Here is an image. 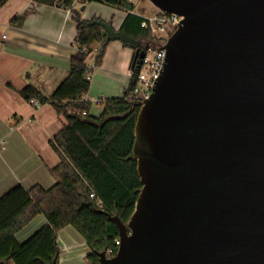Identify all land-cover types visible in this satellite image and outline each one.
Instances as JSON below:
<instances>
[{
    "label": "water",
    "instance_id": "obj_1",
    "mask_svg": "<svg viewBox=\"0 0 264 264\" xmlns=\"http://www.w3.org/2000/svg\"><path fill=\"white\" fill-rule=\"evenodd\" d=\"M151 1L183 19L136 120V208L107 213L120 245L98 264H264V0Z\"/></svg>",
    "mask_w": 264,
    "mask_h": 264
},
{
    "label": "trees",
    "instance_id": "obj_2",
    "mask_svg": "<svg viewBox=\"0 0 264 264\" xmlns=\"http://www.w3.org/2000/svg\"><path fill=\"white\" fill-rule=\"evenodd\" d=\"M8 0H0L3 6ZM67 8L71 0H39ZM106 3L128 10L119 29L100 16L81 17L73 11L77 23V50L70 58V73L52 95L46 96L33 85L20 92L27 100L52 103L66 117L64 127L51 139L60 155V162L51 172L57 182L46 188L35 184L31 188L18 183L0 197V260L14 264H53L59 254L57 232L72 225L86 240L90 264L99 263V252L118 247L119 229L107 213L117 214L128 222L136 208L142 188L133 156L135 125L140 104L125 95L136 83L137 67L125 94L102 100L103 111L91 114L93 102L89 96L94 66L99 65L111 41L120 40L124 46L145 48L142 39L151 36L142 26L144 17L132 12L134 4L124 0ZM20 16L14 18L19 19ZM105 32V34H104ZM100 44L93 58L94 47ZM95 193V197L90 196ZM100 202V203H99ZM43 213L48 223L30 238L20 242L16 234L36 215Z\"/></svg>",
    "mask_w": 264,
    "mask_h": 264
},
{
    "label": "crops",
    "instance_id": "obj_3",
    "mask_svg": "<svg viewBox=\"0 0 264 264\" xmlns=\"http://www.w3.org/2000/svg\"><path fill=\"white\" fill-rule=\"evenodd\" d=\"M134 9L132 12L146 14ZM79 10L82 18L100 16L116 29L129 12L99 0L88 1ZM76 35L73 12L69 14L56 3L8 0L0 6V197L18 183L27 188L35 184L49 188L57 182L51 168L61 158L51 139L64 127L66 117L52 103L36 104L20 91L30 84L44 95H52L70 73V58L78 48ZM99 49L96 44L94 57ZM134 51L120 40L108 44L102 62L94 66L91 98L125 94L132 78ZM95 105L91 114L99 115L104 105ZM47 223L46 215L40 213L16 237L24 242ZM57 242L58 264H90V248L72 225L57 232Z\"/></svg>",
    "mask_w": 264,
    "mask_h": 264
},
{
    "label": "built area",
    "instance_id": "obj_4",
    "mask_svg": "<svg viewBox=\"0 0 264 264\" xmlns=\"http://www.w3.org/2000/svg\"><path fill=\"white\" fill-rule=\"evenodd\" d=\"M59 1V0H56ZM90 0H71L69 6L67 7L68 13L71 14L75 9H80V7L87 3ZM102 2H107L108 0H99ZM127 3L134 4L135 0H124ZM158 8V7H157ZM144 17L142 21V26L149 29L151 32L152 38L163 39L162 43L158 44H149L145 49V56L142 59V63L137 67L138 72L136 75V83L134 87L130 90L125 96L133 101L134 104L142 105L146 98H148L152 91L153 87L156 84V81L161 75L163 69L167 51L164 48L166 44V39L162 33L169 34L171 31H175L179 24L181 23L183 16L174 13L162 10L158 8L154 13L151 14H140ZM172 32V33H173ZM171 33V34H172ZM158 36V37H156ZM94 57V56H93ZM90 67L94 66V62L91 61L89 64ZM88 78H92V74H88ZM91 98V97H90ZM93 104L103 105L102 100L99 98H91ZM36 104H40L38 99H35ZM4 144V141L1 142ZM92 198L95 197V193H91ZM100 203V202H99ZM116 245H120V237L116 239ZM114 247H111L107 250L108 256H113ZM7 264H14L13 262H7Z\"/></svg>",
    "mask_w": 264,
    "mask_h": 264
},
{
    "label": "rangeland",
    "instance_id": "obj_5",
    "mask_svg": "<svg viewBox=\"0 0 264 264\" xmlns=\"http://www.w3.org/2000/svg\"><path fill=\"white\" fill-rule=\"evenodd\" d=\"M134 10L136 12H142L146 14H151L154 13L158 8L156 5L151 1V0H135L134 1ZM173 31H171L169 34L167 33H162L166 41L168 40L169 36L171 35ZM158 37V36H156ZM163 39H157V38H152L151 36L145 39H142L143 45H149V44H158L162 43ZM146 45V46H147ZM99 107L98 105H95V107Z\"/></svg>",
    "mask_w": 264,
    "mask_h": 264
}]
</instances>
